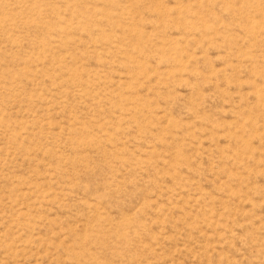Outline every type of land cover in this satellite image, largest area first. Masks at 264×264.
Wrapping results in <instances>:
<instances>
[{
	"label": "rangeland",
	"instance_id": "1",
	"mask_svg": "<svg viewBox=\"0 0 264 264\" xmlns=\"http://www.w3.org/2000/svg\"><path fill=\"white\" fill-rule=\"evenodd\" d=\"M0 264H264V0H0Z\"/></svg>",
	"mask_w": 264,
	"mask_h": 264
}]
</instances>
